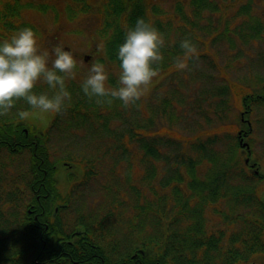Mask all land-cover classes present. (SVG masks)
Wrapping results in <instances>:
<instances>
[{"label":"trees","instance_id":"16d2710c","mask_svg":"<svg viewBox=\"0 0 264 264\" xmlns=\"http://www.w3.org/2000/svg\"><path fill=\"white\" fill-rule=\"evenodd\" d=\"M156 1L102 0L103 3L97 4L101 27L94 41L97 49L93 50L99 51L100 63L106 60L110 68L119 69L118 48L124 42L126 29L133 28L139 18L150 22L163 35L165 43L169 42L162 49V73L173 69L174 58L182 55L179 44L185 38L198 45L200 35L210 37L213 42L223 37L232 47V39H240L243 44H259L264 39L261 2L254 6L252 0H174L172 9L166 11L155 4ZM36 2L39 5H34ZM60 2H63L66 18H74L91 7L89 0H48L47 3L45 0H0V40L28 27L36 33L39 47L44 44L49 47L52 32L44 25L24 22L22 17L27 13L25 10L37 9L42 13L51 12L57 18ZM110 85L116 87L117 81L111 79ZM66 87L72 100L66 109L67 119L62 120V129L85 132V137L93 138V142L101 137L102 144L93 146L92 142L90 147L108 151L84 159L88 163L84 164L88 169L86 174L94 176L90 167L95 156H112L113 167L120 161L125 165L128 190L138 199L132 204L135 214L123 236L118 235L119 230L114 226L109 227H114L115 232L111 228L105 229L103 221L106 217L103 220L96 218L94 229L89 233L86 229L88 214L78 209L75 239L71 243L75 264H101V259L103 264H249L253 257L264 255V181L262 176H251L244 165L237 136L234 139L233 133H229L222 151L216 150L214 143L221 139L213 137V140L202 142L195 137L189 140L191 144L186 143L181 155L172 159L170 172H164L166 160L162 158L157 146L160 139L156 137L160 128L151 130V121L143 122L141 119L145 117H138L133 120L132 128L125 130L127 117L137 113L147 115L145 102L141 100L127 109L118 100L111 106L99 107L94 101L90 102L83 91L81 98H74L73 80H67ZM229 89L227 84L214 87L204 93L208 99L200 98L198 106L211 108L215 105L214 110L228 109ZM35 91L39 94L49 92V89L39 84ZM20 102L25 107L22 110H29L23 101ZM176 104L167 99L162 102L163 111L172 120L177 114L168 110L170 106L173 110L179 108ZM242 104L245 111L264 109V95L259 90H248L242 97ZM59 118L60 115H54L49 133L57 127ZM160 120L165 119L160 117ZM22 127L27 128V134ZM42 134L46 132L38 131L19 117L0 122V150H6L10 155L24 149L31 151L27 188L32 195L26 205L28 209L34 205L30 208L31 213L24 208L22 223L15 227L12 223L15 214L8 219L7 213L18 202L12 194L6 200L2 199L6 202L0 204V264H73L60 258L69 248L65 242L69 233L62 225L48 223L44 232L38 225L39 210L36 207L39 200L48 204L57 199L67 202L71 196L58 182L56 164L59 160L49 158V150L44 146L47 138ZM233 166L236 172H231ZM117 173L115 168L109 170L112 177ZM105 189L111 192L108 187ZM42 195L47 197L43 199ZM221 199H224L225 208L217 207ZM170 202L175 206L170 211L172 215L165 208ZM242 204L249 206V214L240 213ZM209 216L222 220L224 227L207 229ZM244 219L249 221L248 229L239 237L238 221ZM173 220L174 225L169 226ZM62 235L64 240L60 238ZM103 245L107 246V251Z\"/></svg>","mask_w":264,"mask_h":264},{"label":"rangeland","instance_id":"374dc122","mask_svg":"<svg viewBox=\"0 0 264 264\" xmlns=\"http://www.w3.org/2000/svg\"><path fill=\"white\" fill-rule=\"evenodd\" d=\"M89 1H91V7L88 10L81 11L74 18H66V16H64L63 2H60L59 6H57L59 8L57 18H54V15L51 12L43 15H39L34 12H27L23 14L22 17L24 22L44 25L52 32V36L48 39L50 46L47 47V45L44 44L42 47H39L41 51H48L50 57L54 58L52 55V49L55 46H62L63 49L64 47H68L71 50L73 58L77 62L76 78L70 79L75 82V99L81 98V83L87 75L91 64L99 59V51L93 50V48L97 49L94 41L97 37V32L101 27V20L98 17V9L96 7L97 4L102 3V0ZM252 1V5L254 6L259 5L261 2L259 8H262L264 5V0ZM47 2L48 0H45V3ZM173 3L174 0H158L155 4H158L167 10H171ZM262 12V17L264 18V7ZM230 35L232 34L230 33ZM198 39H200L197 45L199 60L196 62V65H190L191 70L187 72H178L174 69H170L165 73L160 72L159 77L163 74V77L161 76L162 79L160 77L161 81L159 82L157 77L154 78L153 83L146 91L147 94L146 92L144 93V95H146L143 98L145 102L143 106L147 107V115L145 116L137 113L125 119V130L131 129L133 120H138V117H145L144 119H141L143 122L150 120L152 123L150 126L151 130L155 131L160 128V132H156V137L160 139L157 146L160 149L162 158L166 160L163 168L164 172H170L172 159L181 155L186 143H192L189 140L195 137L203 140L206 136L221 132L225 129V126H223L225 123L227 125L232 124L234 127L240 125L241 110L238 108L239 106H233L231 103L230 113H227V115H229L228 119L216 120L215 118L213 120V116H215V110L213 108L215 105H212L211 108L207 105H197V100L199 98L208 99L207 95H204V93L212 90L214 86L216 87L219 85L221 87L225 84L229 86L230 83H234L236 85H232L229 91L231 93L236 92L239 95L238 100L235 99V101L241 104L242 97L246 92H248V90L261 89L264 82V65H258L261 63L259 59V50L262 49L261 54L264 55V46L261 44L264 43V39H262L258 45L249 44L246 46V51L249 53H244L240 56L242 59L240 60L241 66L238 64L239 62L235 64L233 61L238 60V58L230 59V57H233L239 49L238 46L232 47L228 39L222 37L213 42V39H210V37L202 35L198 36ZM208 41L210 44H208ZM167 43H165V45ZM83 55H91V57L87 61H84L82 59ZM103 64L109 74V85L111 79L118 81L116 73L119 72V69L110 68L106 60H104ZM256 65H258V67H256ZM245 80L246 82L244 83ZM163 98L169 100L170 102L177 103L176 105H179L180 107L179 109L174 110L172 108L173 106L169 107V113L173 111L177 114L174 121H171L172 119L169 114L167 115V113L163 111L161 102ZM232 100L233 98L231 101ZM22 109H25V107L22 106L21 102H18L9 115L0 117V122L4 123L5 120L12 118L17 119V112L22 111ZM256 110L257 113L253 111L248 117L252 123L251 127L253 129L249 136H246L247 140L245 139V141L249 144L253 153H255L254 155L260 161L261 169L264 170V121L262 123L264 109L257 108ZM65 114L66 110L58 114L61 118L57 120V123L67 119ZM54 115L55 114L39 115L38 113H33L26 119L29 124L35 126L39 130H45L46 128V134L42 135L47 138V142L44 143V146L45 150H49V158L52 161H58L67 157V153H73L74 156L72 158L74 160L80 159L82 162L88 164L84 161V159H87L88 156L81 155H88V152L87 154H84V152H86L87 148L91 146L90 143L93 142V138L88 139V137H85L87 135L85 132L81 134L70 130H65V133H61L52 129L51 133H49L50 126H47L50 123L52 124ZM160 117H164L165 120H160ZM61 124L64 125V121H62ZM217 126L219 127L218 132L213 130V127ZM203 131L204 133H202ZM230 132H233L232 135L235 139L234 133L236 132V128H234V131ZM51 138L52 140L50 141ZM84 138L86 141H84ZM95 141L94 145L99 144L100 141L103 142L101 137L95 138ZM111 157L112 156L93 157L94 160L90 170L94 175V178L89 182H83L81 187L74 188V190H76L75 195L82 199L74 201V208L77 206V210L79 209L84 213H88L89 209L100 212L106 209L111 202L121 200L123 198L127 199V202L124 205L125 208L126 206H129L128 203L130 200H133V194L130 190H128V186L125 182L126 167L122 161L118 162L120 164L113 167L112 165L115 161H113ZM114 158L117 159L116 156H114ZM218 161L220 162L221 159H218ZM30 167V150L24 149L22 152L10 156L5 151L0 152V190L2 187L8 185L6 194L0 192V197L5 198L9 191L13 192L15 189L21 190H18L17 192V206H11L7 213L8 219L11 215L15 214L12 219V223L14 224L13 226L15 227H19L22 223L21 221L24 218L23 210L25 208L26 201H28V199L30 200L32 195V192L27 188ZM112 168H115L116 172H118L114 177L109 174V170ZM57 169L59 177L62 181L69 176V172L76 170V168L69 169L64 166V164H61V161H58ZM138 170H140L139 166ZM244 183L246 184V182ZM262 183L264 184V182ZM106 187H108L111 192L116 193L112 196V199L108 197L109 192L106 191ZM67 188L70 190L73 187H70V183H67ZM232 208L237 210L235 206ZM249 211L250 209L248 205L242 204L240 206V213L242 215L249 214ZM74 213H76V211ZM221 221L216 218L211 219L207 223V229H218L221 227V224H223ZM238 225V236L242 237L248 229L249 221L246 219L240 220L238 221ZM260 257L264 258V255H260ZM261 262L262 260H260L258 264Z\"/></svg>","mask_w":264,"mask_h":264},{"label":"clouds","instance_id":"9594fccd","mask_svg":"<svg viewBox=\"0 0 264 264\" xmlns=\"http://www.w3.org/2000/svg\"><path fill=\"white\" fill-rule=\"evenodd\" d=\"M164 47L163 35L139 18L133 28L126 29L118 48L117 86L109 85L105 65L96 61L81 83L83 93L99 107L117 100L125 109L136 105L159 76ZM179 47L182 55L174 58L172 67L178 72L190 71V65L199 60L197 45L185 38ZM52 55L54 58L41 51L36 33L28 27L0 40V117L9 115L20 101L29 109L17 112L21 120L33 113L60 114L70 106L72 96L66 81L76 78L77 62L62 46H55ZM39 84L46 85L49 92L37 94Z\"/></svg>","mask_w":264,"mask_h":264},{"label":"flooded vegetation","instance_id":"af4514ba","mask_svg":"<svg viewBox=\"0 0 264 264\" xmlns=\"http://www.w3.org/2000/svg\"><path fill=\"white\" fill-rule=\"evenodd\" d=\"M25 134H27V130H25ZM75 177V175H74ZM62 187H65L67 185V180H60L58 179ZM43 185V182H40V186ZM47 195H42V198H46ZM76 200L75 196H71L68 198V202H60V199L55 200L54 202H50L49 204L44 202L43 200L38 201V207H36V210L38 211V225L40 227H43L42 232H44L47 227L48 223H55V224H61L62 228L67 231L69 234L67 235V238L65 239V242L69 244V248L66 252L62 253V256L60 257L62 261H65V259L70 260L73 264L75 262L73 261V257L75 254V250L73 248V244H71L75 239V218H74V201ZM34 207V205L29 206ZM28 209V213H31L32 210ZM112 210L115 208L112 207ZM48 215L51 217L49 218ZM94 215L95 213L93 210L89 211L88 218L86 220V229L91 230L94 227ZM117 213L115 211L112 212V216H116ZM37 218V216H35ZM45 220V221H44ZM94 229V228H93ZM61 239L64 240V236H60ZM40 239H42L40 237ZM45 246V243L42 244V247ZM71 247V248H70ZM105 251H107V246L103 245ZM42 263V262H41ZM101 264L102 259H101ZM264 264V259L262 260V263Z\"/></svg>","mask_w":264,"mask_h":264}]
</instances>
